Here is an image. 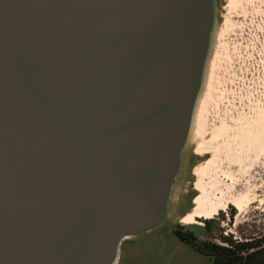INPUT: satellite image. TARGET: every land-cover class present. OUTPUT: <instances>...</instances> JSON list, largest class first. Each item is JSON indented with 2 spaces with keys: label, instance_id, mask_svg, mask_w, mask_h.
<instances>
[{
  "label": "water",
  "instance_id": "1",
  "mask_svg": "<svg viewBox=\"0 0 264 264\" xmlns=\"http://www.w3.org/2000/svg\"><path fill=\"white\" fill-rule=\"evenodd\" d=\"M221 0H0V264H118L170 220Z\"/></svg>",
  "mask_w": 264,
  "mask_h": 264
},
{
  "label": "rangeland",
  "instance_id": "2",
  "mask_svg": "<svg viewBox=\"0 0 264 264\" xmlns=\"http://www.w3.org/2000/svg\"><path fill=\"white\" fill-rule=\"evenodd\" d=\"M191 146V165L172 218L124 242L118 264H214L210 254L175 234L179 225L195 230L204 241L227 245L222 237L228 236L264 245L263 182L256 199L251 200L256 194L252 186L242 193L244 212L229 200L228 208L221 207L212 218L186 219L204 208L200 196L220 195L221 182L241 185L251 177L255 183V172L264 169V0H221L217 43ZM184 197L190 199L189 207H183ZM210 219L209 233L204 225Z\"/></svg>",
  "mask_w": 264,
  "mask_h": 264
},
{
  "label": "trees",
  "instance_id": "3",
  "mask_svg": "<svg viewBox=\"0 0 264 264\" xmlns=\"http://www.w3.org/2000/svg\"><path fill=\"white\" fill-rule=\"evenodd\" d=\"M213 219L207 220L204 229L211 232ZM190 227L179 225L174 232L183 241L191 244L197 250L210 254L214 264H264V245L253 240L234 241L228 236L222 237L227 245L202 240Z\"/></svg>",
  "mask_w": 264,
  "mask_h": 264
},
{
  "label": "bare ground",
  "instance_id": "4",
  "mask_svg": "<svg viewBox=\"0 0 264 264\" xmlns=\"http://www.w3.org/2000/svg\"><path fill=\"white\" fill-rule=\"evenodd\" d=\"M255 173L259 174V176H257L258 179L254 180L255 183L251 182V180L249 179L251 177H249L247 180H245L246 182H243L241 185H238L240 182H238L236 184L232 183L233 185H229L228 183H222L221 182V184H223V185L220 189L221 190L220 195H214L212 197V199H211V196L208 194L200 196L198 199L199 204H201V207H204V208H200V207L197 208L192 213H190L186 217V219L189 220V219H193L195 217L212 218L214 215H216L217 213L220 212L221 207H222V209H225L228 207L229 204L227 203V201H229V200L233 201V204L236 205V207L239 209L240 213L244 212L246 209V208H244V206L247 204V202L244 204V199L241 198L242 193L245 191H248L252 186L254 189H256L255 195L258 196L257 191H258L259 187L262 186V182L264 183V176L260 178V176H261L260 170H259V173H257V172H255ZM250 175H252V174H250ZM254 176H255V174H254ZM252 177H253V175H252ZM251 179H253V178H251ZM202 183L206 186V183H204V180L202 181Z\"/></svg>",
  "mask_w": 264,
  "mask_h": 264
},
{
  "label": "flooded vegetation",
  "instance_id": "5",
  "mask_svg": "<svg viewBox=\"0 0 264 264\" xmlns=\"http://www.w3.org/2000/svg\"><path fill=\"white\" fill-rule=\"evenodd\" d=\"M260 178L261 177H263L264 176V169H263V171L262 172H260ZM256 195H255V197L253 196V198L251 199V200H253L254 198L256 199ZM189 204H190V199H188L187 197H184V199H183V207L184 208H186L187 206L189 207ZM229 206V205H228ZM235 207H236V205H234ZM193 208V207H192ZM191 208V209H192ZM228 208V207H227ZM237 208V207H236ZM226 209V208H225ZM225 209H223V210H225ZM232 210H234V209H232ZM234 216V215H233Z\"/></svg>",
  "mask_w": 264,
  "mask_h": 264
}]
</instances>
